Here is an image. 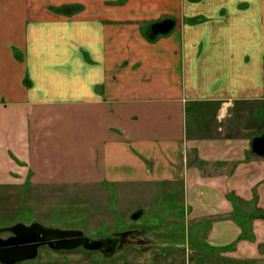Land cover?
I'll list each match as a JSON object with an SVG mask.
<instances>
[{"label":"crops","instance_id":"0c3cea01","mask_svg":"<svg viewBox=\"0 0 264 264\" xmlns=\"http://www.w3.org/2000/svg\"><path fill=\"white\" fill-rule=\"evenodd\" d=\"M263 132L264 0H0V187L184 180L186 218L230 190L264 210Z\"/></svg>","mask_w":264,"mask_h":264},{"label":"rangeland","instance_id":"374dc122","mask_svg":"<svg viewBox=\"0 0 264 264\" xmlns=\"http://www.w3.org/2000/svg\"><path fill=\"white\" fill-rule=\"evenodd\" d=\"M183 197L184 180L119 187L5 186L0 187V228L38 222L46 228L82 231L91 240L139 228L149 241L129 244L109 258L81 247L53 250L44 245L35 259L16 264H255L244 243L252 244V251L256 244L259 253L264 252L256 239L258 235L264 241V210L230 190L226 194L230 212L191 219L184 217ZM140 209L143 214L132 220L131 214ZM221 222L229 223L232 233L229 243L218 245L210 231ZM8 235L0 232V238Z\"/></svg>","mask_w":264,"mask_h":264},{"label":"water","instance_id":"95a60500","mask_svg":"<svg viewBox=\"0 0 264 264\" xmlns=\"http://www.w3.org/2000/svg\"><path fill=\"white\" fill-rule=\"evenodd\" d=\"M173 27L172 20L156 23L151 26V35L167 34ZM251 151L256 155L264 156V132L251 140ZM142 214L143 210L140 209L130 217L132 220H137ZM7 231L12 234L7 238H0V264H16L35 259L39 248L44 245L53 250H72L81 247L86 251H98L101 256L109 258L126 244L137 246L149 244L140 230L114 232L95 240L85 237L82 231L46 228L38 222L0 228V232Z\"/></svg>","mask_w":264,"mask_h":264},{"label":"flooded vegetation","instance_id":"af4514ba","mask_svg":"<svg viewBox=\"0 0 264 264\" xmlns=\"http://www.w3.org/2000/svg\"><path fill=\"white\" fill-rule=\"evenodd\" d=\"M130 230H141V229H139V228H128V229H125V230H122V231H130ZM6 233H8L9 235L7 236V237H9V236H11V234H12V232H10V231H7ZM114 233V232H113ZM112 234V233H111ZM108 235H110V234H108ZM139 235V234H138ZM6 237V238H7ZM138 241V240H137ZM127 245H129V244H126L124 247H126ZM123 247V248H124ZM79 248V247H78Z\"/></svg>","mask_w":264,"mask_h":264},{"label":"trees","instance_id":"16d2710c","mask_svg":"<svg viewBox=\"0 0 264 264\" xmlns=\"http://www.w3.org/2000/svg\"><path fill=\"white\" fill-rule=\"evenodd\" d=\"M67 9H70V7H69V8H67Z\"/></svg>","mask_w":264,"mask_h":264}]
</instances>
